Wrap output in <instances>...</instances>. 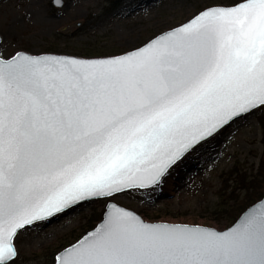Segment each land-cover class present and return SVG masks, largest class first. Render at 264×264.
<instances>
[{
  "label": "snow or ice",
  "instance_id": "snow-or-ice-1",
  "mask_svg": "<svg viewBox=\"0 0 264 264\" xmlns=\"http://www.w3.org/2000/svg\"><path fill=\"white\" fill-rule=\"evenodd\" d=\"M260 107L264 0L207 9L117 58H0V264L18 255L20 230L160 185L185 154ZM57 260L264 264V209L219 233L146 224L113 206Z\"/></svg>",
  "mask_w": 264,
  "mask_h": 264
},
{
  "label": "rangeland",
  "instance_id": "rangeland-1",
  "mask_svg": "<svg viewBox=\"0 0 264 264\" xmlns=\"http://www.w3.org/2000/svg\"><path fill=\"white\" fill-rule=\"evenodd\" d=\"M32 1H0L1 58H11L19 51L87 58L116 56L140 48L209 7L242 2L62 0L63 5L56 7L53 0H39L42 15L51 21L48 27L36 22L29 12ZM168 179L174 183L171 192L164 190ZM262 192L264 107L196 146L169 169L160 185L85 202L49 224L40 222L21 230L14 241L18 255L8 264H54L59 252L96 227L110 201L148 222L224 231L238 219L237 209L248 197L256 198Z\"/></svg>",
  "mask_w": 264,
  "mask_h": 264
},
{
  "label": "water",
  "instance_id": "water-1",
  "mask_svg": "<svg viewBox=\"0 0 264 264\" xmlns=\"http://www.w3.org/2000/svg\"><path fill=\"white\" fill-rule=\"evenodd\" d=\"M1 1V0H0ZM53 4L56 6V7H61L62 5H63V1L62 0H60V4L58 5L56 2H55V0H53ZM234 6V5H233ZM217 7H231V6H214V7H209V8H207V9H211V8H217ZM207 9H205V10H207ZM205 10H203V11H205ZM203 11H201V12H203ZM200 12V13H201ZM199 13V14H200ZM199 14H197V15H199ZM196 15V16H197ZM195 16V17H196ZM194 18V17H193ZM192 18V19H193ZM191 19V20H192ZM190 21V20H189ZM188 21V22H189ZM188 22H186V23H184V24H187ZM184 24H182V25H184ZM182 25H180V26H178V27H181ZM178 27H176V28H178ZM176 28H174V29H176ZM174 29H171V30H169V31H172V30H174ZM169 31H166V32H163V33H161V34H159L158 36H156L155 38H153L152 40H150L149 42H147L146 44H144L143 46H141L140 48H142V47H144L145 45H147L148 43H150L151 41H153V40H156L157 38H159L160 36H162V35H164V34H166L167 32H169ZM1 37V36H0ZM0 45H1V43H0ZM139 49V48H138ZM137 49H135V50H132V51H129V52H126V53H123V54H120V55H116V56H109V57H91V58H87V57H78V56H71V55H63V54H57V53H45V54H39V55H35V54H32V53H30V52H27V51H19V52H17L16 54H18V53H21V54H26V55H31V56H42V55H56V56H65V57H73V58H78V59H83V60H100V59H111V58H117V57H120V56H123V55H126V54H129V53H131V52H133V51H136ZM15 54V55H16ZM14 55V56H15ZM13 56V57H14ZM13 57H11V58H8V59H6V60H10V59H12ZM1 58V57H0ZM255 111V110H254ZM254 111H252V112H254ZM251 112V113H252ZM248 114H246L245 116H247ZM245 116H243V117H245ZM243 117H241V118H243ZM241 118H239V119H241ZM238 119V120H239ZM237 121V120H236ZM235 122V121H234ZM233 122V123H234ZM232 124V123H231ZM230 124V125H231ZM229 125V126H230ZM228 127V126H227ZM186 155V154H185ZM147 189H150V188H147ZM147 189H139V190H147ZM132 190H135V189H132ZM128 191H130V190H128ZM127 192V191H126ZM97 199H104V198H96V199H93V200H91V201H94V200H97ZM85 203V202H84ZM84 203H82V204H84ZM82 204H80V205H82ZM80 205H78V206H76L75 208H73L72 210H74V209H76V208H78ZM113 206H115L116 208H120V209H123V210H125V211H128V212H131V213H133L134 215H136V216H138V217H140V219L141 220H143L144 221V223H146V224H150V225H167V226H174V227H188V228H198V229H203V230H206V231H214V232H219V233H225V232H228V231H230L231 229H233V228H235L237 225H239L240 223H241V221L245 218V217H247L248 215H251V214H254V213H258V212H260L262 209H264V196H263V198L261 199V200H259V201H257L256 203H254V204H252L250 207H248L239 217H238V219L233 223V225L232 226H230L228 229H226V230H224V231H219V230H216V229H214V228H209V227H204V226H195V225H186V224H170V223H164V222H148V221H145L144 219H143V217L141 216V215H139L138 213H136V212H134V211H132V210H129V209H126V208H124V207H122V206H120V205H118V204H116L115 202H112V201H110V202H108L107 203V205H106V209H105V212H104V214H103V217H102V220L96 225V227L95 228H93L92 230H90V231H88L80 240H78L75 244H73V245H71V246H69V247H67V248H65V249H63L61 252H59L57 255H56V260H55V263L54 264H58V260H57V258L66 250V249H68V248H71L72 246H74V245H76V244H78L81 240H83L84 238H86L87 236H89L91 233H93L94 231H96L102 224H104V222H105V220L107 219V213L110 211V210H112L113 209ZM72 210H70V211H68V212H66V213H64V214H60L61 216H64V215H66V214H68V213H70ZM54 220H56V217H54V218H52L50 221H48V224L49 223H51V222H53ZM21 231V230H20ZM19 231V232H20ZM18 232V233H19ZM17 257V256H16ZM15 257V258H16ZM15 258H12V259H10V260H8V261H6V264H8V263H10L11 261H13Z\"/></svg>",
  "mask_w": 264,
  "mask_h": 264
},
{
  "label": "bare ground",
  "instance_id": "bare-ground-1",
  "mask_svg": "<svg viewBox=\"0 0 264 264\" xmlns=\"http://www.w3.org/2000/svg\"><path fill=\"white\" fill-rule=\"evenodd\" d=\"M29 12L32 13L34 15L35 21L40 24L43 25H47L49 27V25L51 24L50 20H47L43 15L42 12L40 10L41 7V3H39V0H33L29 5ZM215 153V152H214ZM213 153V154H214ZM172 179H168L164 185V190L165 192H171L172 191V187L174 185V183L171 181Z\"/></svg>",
  "mask_w": 264,
  "mask_h": 264
},
{
  "label": "trees",
  "instance_id": "trees-1",
  "mask_svg": "<svg viewBox=\"0 0 264 264\" xmlns=\"http://www.w3.org/2000/svg\"><path fill=\"white\" fill-rule=\"evenodd\" d=\"M261 168H262V166H261ZM243 182H244V180H243ZM245 188L248 189L249 187L246 186ZM263 196H264V193L262 192V193L256 194V198L248 197V200H246L245 203L242 204L240 206V208L237 209L238 210L237 211L238 212V215L240 216L248 207H250L252 204L256 203L257 201L261 200L263 198ZM236 220L237 219H235V221ZM93 228L94 227H92V229Z\"/></svg>",
  "mask_w": 264,
  "mask_h": 264
}]
</instances>
